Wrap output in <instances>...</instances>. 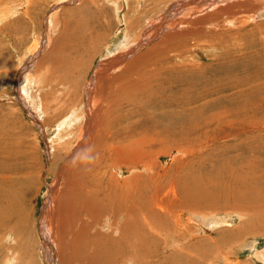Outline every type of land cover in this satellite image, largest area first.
<instances>
[{
	"label": "rangeland",
	"instance_id": "rangeland-1",
	"mask_svg": "<svg viewBox=\"0 0 264 264\" xmlns=\"http://www.w3.org/2000/svg\"><path fill=\"white\" fill-rule=\"evenodd\" d=\"M160 1L163 0H101L81 5V0H33L31 8L24 10L28 5L24 2L29 0H0V206L6 210L5 218H0V264L5 262V264H45L46 260L50 261L47 264H53L52 256L48 251H46V259L42 258V260L39 252L45 244V230L41 228V218L43 209L46 208L49 186H53L56 173L66 160L64 152L56 148L66 139L60 143L56 140L55 143L52 141L56 133L65 129L59 127L58 122L68 112V107L71 105H69L70 98L77 103L83 100V87L100 62L112 56L130 39L129 25H133V21H138V18L141 25L142 19L150 18L148 15L151 14L154 16L152 12L159 3V6L162 4ZM175 1L172 0V3ZM10 8H13L14 12L7 16ZM254 8L250 7L246 11ZM71 10L74 12H69ZM25 11L29 13L30 19ZM56 11L57 17H53L52 14ZM160 11L155 16H158ZM262 12L261 9L257 11L255 15L259 17L241 27L233 24L227 28L219 27L217 31L212 30L213 32L207 30V34L194 38V41L189 43V52L180 54L182 57L176 61L181 65L180 69L191 63L202 65L203 69L198 74L211 77L210 81L227 79L229 71H235L237 77L241 79L251 74V83L240 88L249 89L245 96L251 105L248 104L250 106L246 105L247 108L242 109L240 105L244 102L242 98L238 99L237 94L233 96L235 90L226 88L216 92L214 89L213 95L205 101L211 104L217 101V98L223 97L224 100L220 99L219 105L213 106L212 110L205 114L213 116L212 122L199 121L196 129H180L187 133L188 137L164 148L158 145L153 154H150V151L155 147L142 144L145 160L150 164L148 169L143 166L132 170L123 167L122 171L109 170L110 174L114 172L123 177L132 176L133 173L142 174L145 181L142 180L141 184L150 190L148 195L154 193L155 182L163 185L161 193L165 194L170 191L169 185L172 182L180 186L181 181L192 182L199 179L207 185L210 183L208 173L223 174L230 168L234 169L236 175L264 181V16H261ZM219 20L221 24L226 23L224 19L219 18ZM65 22L69 25H65ZM216 26L212 28L215 29ZM82 31L87 35V42L92 39L89 53L71 49L72 40L77 39ZM231 33L233 38L229 35ZM219 34H224V41L218 38ZM30 46H35L34 52H30ZM241 48L245 51L243 55ZM30 57L33 61L25 74H27L26 78L32 79L33 85L29 81L26 82L27 86L29 85L27 91L30 98H35L37 104L36 109L34 106L30 110L37 113L41 119L43 117L44 123L48 125L50 133L46 139L39 126L34 123L35 118L28 108L30 105L27 104L26 107L25 103H28L26 101L21 103L20 96L16 92L19 77L24 73L21 72V68L31 61ZM46 57L49 59L40 62ZM55 59L54 66L49 65ZM241 62L251 64L245 68L249 72L240 70ZM47 69L50 73H47ZM35 74L42 75L45 83L42 79L41 84H35L38 81V78H34ZM4 77L7 80H4ZM41 103L42 106H46L43 107L44 113L38 106L41 107ZM130 109L138 110L135 106L124 105L125 116L122 119H119L115 113L108 118L109 128L116 133L117 145H127L137 139L146 138L136 132L139 126L144 124L145 118L141 115L126 116V112ZM77 110V114H69L71 122L67 128L74 136L76 132V136L72 138L74 144L79 140L77 126L78 116L81 113L79 108ZM223 111L226 112L229 121L226 125L229 127H223L220 123L226 120L219 122L216 117ZM255 114L256 117L262 118L261 125L253 121ZM240 118L245 119L239 121ZM196 119L198 120V117ZM230 119L234 122L231 123ZM224 132L229 135L232 132L239 134L238 139L227 137ZM232 139L241 141L237 145L236 160H233L229 150L235 144ZM201 146L202 152L199 150ZM139 147L135 146L133 149L131 147L130 150L132 152ZM162 149L163 151L159 152ZM169 149H173L172 154L175 156L166 154ZM189 149L196 152L190 153ZM55 154L57 158L53 161ZM151 176L153 178H150ZM170 198L174 204L180 203V198L172 192ZM212 203L220 204L223 201H212ZM212 203L206 205L213 207ZM227 204V209L216 211L211 210L212 208L196 212L177 209V215L168 220V223H171L168 231L165 230L164 220L162 223L161 221L153 223L156 229H159L160 224L164 227L163 233L159 232V240L164 246V239H168L165 249L161 248L158 253L167 256L175 253V259L180 263L192 264L196 257L201 255V251L193 245L203 241V244L209 246L211 244L207 262L264 264V232L239 235L243 229L250 231L260 226L261 216L255 218L248 215L244 210L246 206L244 202L239 205L233 202ZM105 219L98 224L104 227L97 226L98 230H106L109 227L112 219L106 224ZM221 221L230 224H221ZM177 226L179 228H176ZM84 243L79 245L78 260L75 264L81 263L85 251ZM218 246L221 247L220 250L216 248ZM9 258L10 261L7 262Z\"/></svg>",
	"mask_w": 264,
	"mask_h": 264
},
{
	"label": "bare ground",
	"instance_id": "bare-ground-1",
	"mask_svg": "<svg viewBox=\"0 0 264 264\" xmlns=\"http://www.w3.org/2000/svg\"><path fill=\"white\" fill-rule=\"evenodd\" d=\"M90 1L99 2L101 0H81V5ZM160 2L162 4L159 6V3L152 12L154 16L157 15L163 6L158 16L148 15L150 18L142 19L141 25L138 18V21H133V25L136 24V26L129 25L130 39L123 43L117 52L111 54L112 56L100 62L88 83L83 87V100L77 103L70 98V107L66 105L69 110L58 122L59 127L65 129L56 133L52 141L55 143L56 140L60 143L66 139L60 146H56L58 150L64 152L66 160L56 173L53 186H49L46 208L43 209L41 228L45 230V244L39 252L41 260L46 259V251H48V254L52 256L53 264H75L78 260L79 245L85 242V246L83 245L85 251L80 264H182L175 259V253L169 256L158 253L161 248L165 249L168 239H164V246L159 240V232L163 233L164 227L160 224L159 229H156L153 223L157 221L162 223L164 220L165 230L168 231L171 228L168 220L177 215V209L196 212L212 208L211 210L216 211L227 209L228 202L237 205L244 202L246 203L244 210L248 215L262 218L260 226L254 230L248 227L250 231L243 229L239 235L264 232V181L236 175L233 168L224 171L223 174L208 173L210 183L207 185L197 178L199 182L185 180L179 182L180 186L172 182L169 185L170 191L165 194L161 193L163 185L155 182L152 195H148L150 190L141 184L142 180L145 181L142 174L133 173L132 176L123 177L114 172L109 173L111 169L122 171L123 167L132 170L143 166L148 169L150 164L145 160L141 149L142 144L155 147L150 151V154H153L158 145L164 148L188 137V134L180 129H196L199 121L212 122L213 116L205 114L212 110L213 106H218L220 99L224 100L223 97L217 98V101L211 104L205 101L213 95L214 89L216 92H221L226 88L235 90L233 96L237 94L238 99L242 98L244 102L241 105V102L238 103L242 109L251 105L245 96L249 89H240L251 83V74L241 79L237 77L235 71H229L227 79L210 81L211 77L198 74L203 69L202 65L191 63L180 69L181 65L176 61L182 57L180 54L189 52V43L194 41V38H199L204 33L207 34V30L217 31L219 27L227 28L233 24L241 27L258 18L259 15L255 14L260 9L263 10L261 16H264V0H176L173 3L172 0H163ZM24 3L29 5L24 10H28L33 0ZM250 7H255L253 13H251L253 10L246 11ZM13 12L14 9L10 8L6 15H12ZM69 12H74V10ZM24 13L28 14L30 19L29 13L27 11ZM56 14L57 11L52 16L57 17ZM226 14L230 16L227 17ZM224 16L226 17L223 18ZM219 18L224 19L226 23L221 24ZM65 25L69 24L65 22ZM213 26L216 28L213 29ZM224 37V34L218 36L223 41ZM87 41V35L82 31L77 39L72 40L71 49L89 53L92 39ZM33 47L30 46V52L34 50ZM240 50L243 55L245 51L243 48ZM46 59L49 57L41 59L40 62ZM32 61L31 58L28 64H24L26 67L21 68V72L24 73L19 77L16 92L20 96L21 103L26 101L28 103H25V106L30 105L28 108L35 118L34 123L39 126L46 139L50 133L48 125L44 123L43 117L41 119L37 113L30 110L34 106L36 109L37 106L35 98H30L27 91L29 86L27 83L32 79L26 78L27 74H25ZM55 63L56 59L49 65L54 66ZM241 64L240 70L249 72L245 68L251 64L249 62H241ZM47 73H50V70L47 69ZM35 77L38 78V83L35 84H41L42 79L44 81L40 74H35ZM4 78L7 80L6 77ZM202 101L205 102L201 103ZM83 103L85 104L82 106ZM59 105L62 106V104ZM124 105L138 108L135 111L128 110L126 116L141 115L145 118L144 124L139 126L136 132L146 138L137 139L127 145H117L116 133L109 128L108 118L115 113L119 119H122L125 116L123 114ZM38 106L44 113L43 107L46 106H42V103L41 107ZM78 108L81 113L78 116L79 119L77 118L79 140L74 144V135L70 134L67 128L71 122L69 114H77ZM106 112L107 115H105ZM216 117L219 122L226 120L220 123L223 127H229L226 125L229 121L225 111ZM244 119L240 118L239 121ZM253 121L258 125L263 123L262 118L256 117V114ZM253 121L251 120L252 123ZM230 122L233 123L234 120L230 119ZM224 133L227 137L238 139L239 134ZM74 134L76 136V132ZM233 139L235 144L229 150L233 160H236L237 145L241 141ZM135 146L140 147L131 152L130 148L133 149ZM199 150L202 152V146ZM162 151L163 149L159 152ZM188 151L196 152L193 149ZM173 152V149H169L166 154L175 156ZM56 158L55 154L53 161ZM170 192L180 198L179 204L173 203ZM212 201H223V203L213 204ZM210 203L213 207L206 205ZM5 215V208L0 206V218H5ZM105 216H107L106 219ZM103 218L106 221L105 224L109 222V219H112V222L106 230H98L96 227ZM221 224L230 223L221 221ZM193 246L201 251V255L196 257L192 264H213L211 261L207 262L208 249L211 244L209 246L200 241ZM216 248L220 250L221 247ZM156 259H158L157 262Z\"/></svg>",
	"mask_w": 264,
	"mask_h": 264
}]
</instances>
